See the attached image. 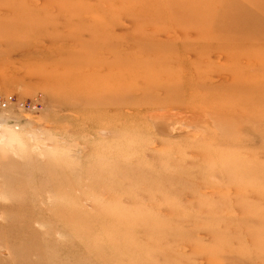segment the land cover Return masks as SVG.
I'll list each match as a JSON object with an SVG mask.
<instances>
[{
	"label": "rangeland",
	"instance_id": "obj_1",
	"mask_svg": "<svg viewBox=\"0 0 264 264\" xmlns=\"http://www.w3.org/2000/svg\"><path fill=\"white\" fill-rule=\"evenodd\" d=\"M137 1L0 0V264H264V0Z\"/></svg>",
	"mask_w": 264,
	"mask_h": 264
},
{
	"label": "bare ground",
	"instance_id": "obj_2",
	"mask_svg": "<svg viewBox=\"0 0 264 264\" xmlns=\"http://www.w3.org/2000/svg\"><path fill=\"white\" fill-rule=\"evenodd\" d=\"M126 1H127V0H126ZM140 1H141L142 3H140ZM38 2H39V1H38ZM137 2H139L138 4H139L140 6H142V8H143V7H144V8H145V7H148V6H147L148 4H147L146 0H139V1H137ZM182 5H184V4H182ZM150 6H151V5H150ZM167 6H168V9H167L168 12L171 11V10H176V13H180V12H181L184 16H186V15H189V16L193 15L192 13H188V14H187V13L183 12V11L181 10L182 8L179 9V7L176 6V3H175L173 0H170L169 2H167ZM167 6H166V7H167ZM159 7H160V6H159ZM216 7H217V6H216ZM153 8H154V7H153ZM148 9H149V8H148ZM185 9H187V8H185ZM141 10H142V9H141ZM144 10H145V9H144ZM150 10H151V9H150ZM149 12H150V13H153V14H161V9H160V8H159V9L155 8V9L149 11ZM187 12H191V11H189V10L187 9ZM150 13H149V14H150ZM162 13H163V11H162ZM166 14H167V12H166ZM175 15H176V14H175ZM166 16H167V15H166ZM174 17H176V16H174ZM205 40H206V39H205ZM205 40H204V43H205ZM193 43H195V42H193ZM202 44H203V42H202ZM213 45H214V43H213ZM193 48H194V47H193ZM190 49H192V48H190ZM208 49H210V48H208ZM194 50H195V48H194ZM213 50H215V48H213ZM195 52L198 53L196 50H195ZM218 53H219V52H218ZM198 54H201V53H198ZM210 54H212V53H210ZM203 56H204V58L206 57V56H205V50H204V55H203ZM245 56H246V55H245ZM213 57H215V56H213ZM233 57H234V56H233ZM233 57H232V58H233ZM206 58H207V57H206ZM217 58H218V57H217ZM220 58H221V57H220ZM225 58H226V56L224 57V59H225ZM239 58H240V57L238 56V59H239ZM243 58H244V57H243ZM211 59H212V56H211ZM211 59H209V61H210ZM218 59H219V58H218ZM218 59H217V60H218ZM238 59L236 58V60H238ZM213 60H215L216 62H218L215 58H214ZM213 60H212V61H213ZM219 60H220V59H219ZM229 60H230V59H229ZM232 60H235V59H232ZM236 60H235V61H236ZM201 61H202V60H201ZM201 61H200V62H201ZM207 61H208V60L206 59V62H207ZM226 61H227V59L225 60V62H226ZM255 61H256V60H255ZM200 62H199V63H200ZM206 62H205V63H206ZM213 62H214V61H213ZM213 62H210V64H208V66H209V65L211 66V63H213ZM240 62H241V61H240ZM205 63H204L203 65H204V67L206 68L207 66H206ZM208 63H209V62H208ZM214 63H215V62H214ZM228 63H230V62H227L226 64H228ZM241 63H242V62H241ZM257 63H258V62H257ZM224 64H225V63H224ZM226 64H225V65H226ZM244 64L246 65L247 63H244ZM253 64H254V63H252V64H250V65H253ZM203 65H202V66H203ZM215 65H216V64H215ZM219 65H220V64H219ZM256 65H257V64H256ZM217 66H218V65H217ZM217 66H216V67L214 66V67H215L214 69H216ZM220 66H221V65H220ZM227 67H228V66H227ZM230 67H231V66H230ZM230 67H229V68H230ZM207 68H208V67H207ZM211 68H212V67H211ZM218 68H220V67L218 66ZM231 68H232V67H231ZM212 69H213V68H212ZM212 69H211V70H212ZM222 69H223V68H222ZM208 70H209V69H208ZM208 70H205V71H208ZM209 71H210V70H209ZM215 71H216V70H215ZM251 71H252V70H251ZM212 72H213V71H212ZM216 72H218V71H216ZM221 72H222V70H221ZM248 73H249V72H248ZM215 74H216V73H215ZM218 74H219V72H218ZM193 75H194V74H193ZM235 75H236V74H235ZM237 75H238V74H237ZM208 76H209V75H208ZM220 76H221V75H220ZM250 76H251V75H250ZM254 76H255V75H254ZM244 77H245V76H244ZM248 77H249V75H248ZM211 79H212V78H211ZM195 82H196V81H195ZM233 82H234V81H233ZM239 82H241V81H239ZM243 82H244V79H243ZM243 82H241V83H243ZM248 82H249V81H248ZM248 82H247V83H248ZM235 83H236V82H235ZM237 83H238V81H237ZM243 84H244V83H243ZM206 85H207V84H206ZM239 85H241V84H239ZM239 85H238V86H239ZM204 86H205V84H204ZM212 86H213V85H212ZM241 86H243V85H241ZM215 87H216V86H215ZM222 87H223V86H222ZM225 87H226V86H225ZM211 88H212V87H211ZM234 88H236V86H235ZM243 88H245V87H243ZM209 89H210V86H209ZM212 89H214V87H213ZM215 89H218V87L215 88ZM219 89L221 90V86H219ZM224 89H225V88H224ZM224 89H223V90H224ZM225 90H226V89H225ZM225 90H224V92H225ZM228 90H231V91H232V88L227 89L226 91H228ZM235 90H236V89H234L233 91H235ZM212 91H214V90H212ZM212 91H211V92H212ZM237 91H238V92H237ZM237 91H235V92H237V93H240V92H241V91L239 90V88H238ZM219 92H222V91H219ZM235 92H234V93H231V95H232V94H236ZM244 92H245V91H244ZM244 92H241V93L244 94ZM225 93H226V92H225ZM225 93H223V94H225ZM220 94H221V93H220ZM246 94H247V93H246ZM227 95L229 96L230 93L227 94ZM227 95H226V97H228ZM231 95H230V97H233V96H234V95H233V96H231ZM236 95H237V94H236ZM240 95H241V94H240ZM224 97H225V95H223V98H224ZM226 97H225V98H226ZM246 97H247V96H246ZM223 98H222V99H223ZM240 98H241V97H240ZM240 98H238V99L236 98V99H237V100H240ZM232 99H235V98L233 97ZM223 100H224V99H223ZM231 101L234 102L233 100H229V103H230ZM237 102H238V101H237ZM239 102H240V101H239ZM239 102H238V103H239ZM255 102H256V101H255ZM227 103H228V102H227ZM238 103H237V104H238ZM252 103H253V102H252ZM256 103H257V102H256ZM256 103H254V104H256ZM230 104H231V103H230ZM239 104H240V103H239ZM232 105H234V103H232ZM243 105H245V104L243 103ZM248 105H251V106H252V104H250V103H248ZM257 105H258V104H257ZM257 105H256V106H257ZM251 106H250V107H251ZM241 107H242V106H241ZM248 107H249V106H248ZM250 107L248 108L249 110H250ZM255 109H257V108H255ZM252 110H253V109H252ZM250 111H251V110H250ZM253 112H254V110H253ZM253 112H251V113H253ZM166 114H167V113H166ZM163 116H164V114H163ZM165 116H167V115H165ZM223 116H224V115H223ZM240 116H241V115H240ZM161 119H167V118H166V117H165V118H164V117H159V118H155V121H156V122H157V121L160 122ZM168 119H169V118H168ZM171 121H172V120H171ZM171 121L169 120L170 123H172ZM173 122H174V120H173ZM172 124H173V123H172ZM172 124H171V125H172ZM158 126H159V125H158ZM172 127H173V130L176 129V127L174 126V124H173ZM242 129H243V128H242ZM254 129H255V128H254ZM160 131H161V130H160ZM253 131H254V130H253ZM255 132H256V131H255ZM255 132H254V134H255Z\"/></svg>",
	"mask_w": 264,
	"mask_h": 264
},
{
	"label": "built area",
	"instance_id": "obj_3",
	"mask_svg": "<svg viewBox=\"0 0 264 264\" xmlns=\"http://www.w3.org/2000/svg\"><path fill=\"white\" fill-rule=\"evenodd\" d=\"M40 105L38 102H27L21 100L19 97L13 94H0V111L1 110H10V109H36L39 108ZM42 107V106H41Z\"/></svg>",
	"mask_w": 264,
	"mask_h": 264
},
{
	"label": "water",
	"instance_id": "obj_4",
	"mask_svg": "<svg viewBox=\"0 0 264 264\" xmlns=\"http://www.w3.org/2000/svg\"><path fill=\"white\" fill-rule=\"evenodd\" d=\"M158 125H159V122L156 123V126H158Z\"/></svg>",
	"mask_w": 264,
	"mask_h": 264
}]
</instances>
